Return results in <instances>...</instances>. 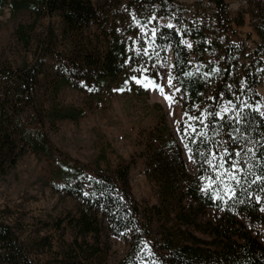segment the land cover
Returning a JSON list of instances; mask_svg holds the SVG:
<instances>
[{
	"label": "trees",
	"instance_id": "16d2710c",
	"mask_svg": "<svg viewBox=\"0 0 264 264\" xmlns=\"http://www.w3.org/2000/svg\"><path fill=\"white\" fill-rule=\"evenodd\" d=\"M178 1L11 5L12 12L25 9L33 19L15 28L24 48L40 17L59 22L43 30L31 61L0 67V181L30 150L49 160L51 177L61 181L54 191L74 207L43 223L58 233L57 245L51 235L21 238L0 218V264H108L109 238L127 232L129 248L119 264H264V247L239 219L264 223V116L250 106L259 102L256 86L264 77V0L251 3L259 43L246 55L211 24L181 17ZM212 1L223 13L224 0ZM160 16L173 17L175 25L158 24ZM168 52L181 119L176 135L162 118L139 133L145 176L158 196L156 205L140 208L129 192L130 163L101 169L71 161L56 152L47 131L85 115L59 101L64 88L96 98L133 77L159 84ZM224 100L232 108L219 116ZM211 211L216 217L203 220Z\"/></svg>",
	"mask_w": 264,
	"mask_h": 264
},
{
	"label": "rangeland",
	"instance_id": "374dc122",
	"mask_svg": "<svg viewBox=\"0 0 264 264\" xmlns=\"http://www.w3.org/2000/svg\"><path fill=\"white\" fill-rule=\"evenodd\" d=\"M1 1L0 67L11 69L33 59L37 41L43 30L50 23L55 27L59 18L40 17L32 32L33 39L29 46L24 48L17 39L15 28L18 24L27 25L33 19L25 9L12 12L11 5L21 4V1L25 0ZM252 1L224 0L223 13L218 12L212 0H179L178 3L181 5V17H193L200 22L211 24L215 32L219 33V38L241 45L246 55L259 43L253 27L256 12L253 13ZM156 22L165 26L175 25L173 17L169 16H160ZM182 43L188 50L192 49L189 38H183ZM166 59L158 85L164 88L165 94H174L175 103L171 107L167 101L152 100L153 88L143 90L142 86L135 82V79L141 80L139 77L119 88L117 85H111L96 98L84 92L64 88L59 95V101L67 107L84 109L85 115L76 121H61L55 131H47L56 152L71 161L91 168L97 165L101 169L107 165L114 167L120 160L130 163L129 192L140 208L156 205L158 196L155 184L145 176L144 158L140 157L142 149L137 145L139 133L155 126L162 118L170 131L176 135L181 119V95L174 86L173 59L170 52ZM169 78L172 79V87L168 85ZM256 87L260 99L250 106L264 116V77L260 78ZM121 88L124 91H119ZM231 108L232 102L222 101L218 115L227 113ZM185 160L187 166L191 167V161L187 157ZM51 169L48 159L26 150L0 181V218L17 228L21 238L32 237L37 240L38 237L51 235L54 245H57L58 233L53 228L45 227L43 223H53L56 218L71 210L74 202L70 197L54 191L52 185H59L61 181L51 177ZM217 214L211 211L203 220H212ZM239 219L252 235L257 236L264 247V223H251L242 217ZM156 228L157 223L153 221L150 227L152 237ZM196 235L198 236V233ZM109 239L108 264H119L128 251L129 234L127 232ZM145 250L147 257L151 258L149 248L146 247Z\"/></svg>",
	"mask_w": 264,
	"mask_h": 264
},
{
	"label": "snow or ice",
	"instance_id": "6c2138e0",
	"mask_svg": "<svg viewBox=\"0 0 264 264\" xmlns=\"http://www.w3.org/2000/svg\"><path fill=\"white\" fill-rule=\"evenodd\" d=\"M168 27H172V25L169 24ZM153 34H155V33H153ZM189 47H191V45H189ZM133 79H135V78L133 77ZM135 82H136L137 84H139V85L145 87V88H149V87H151V88H153V89L158 90L159 93H160V95L163 96V98L165 99V101L168 102V104H169L170 107H171V105H172L173 103H175V100H174V94H172V95H167V94H165V90H164V88L161 87L160 85L156 84L154 81L147 80V82H144V81H141V80H139V79H135ZM125 83H127V81H126ZM168 85H169L170 87L173 86V85H172V79H171V78L168 79ZM90 90H91V89H90ZM119 91H124V89L121 88V89H119ZM176 91H179V89H176ZM190 119H191V118H190ZM237 155H240V154L237 153ZM233 178H234V177H233ZM208 187H210V185H209ZM205 190H207V188H206ZM217 198H219V197H217Z\"/></svg>",
	"mask_w": 264,
	"mask_h": 264
},
{
	"label": "bare ground",
	"instance_id": "6f19581e",
	"mask_svg": "<svg viewBox=\"0 0 264 264\" xmlns=\"http://www.w3.org/2000/svg\"><path fill=\"white\" fill-rule=\"evenodd\" d=\"M151 99L152 100H159L160 102H165V99L163 98V96L160 95L159 91L156 89H153L151 92Z\"/></svg>",
	"mask_w": 264,
	"mask_h": 264
},
{
	"label": "water",
	"instance_id": "95a60500",
	"mask_svg": "<svg viewBox=\"0 0 264 264\" xmlns=\"http://www.w3.org/2000/svg\"><path fill=\"white\" fill-rule=\"evenodd\" d=\"M170 54H171V52H170Z\"/></svg>",
	"mask_w": 264,
	"mask_h": 264
}]
</instances>
